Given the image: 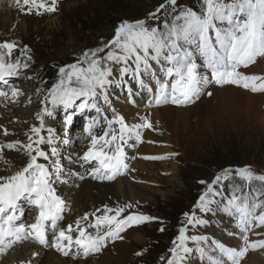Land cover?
<instances>
[{"label":"snow or ice","instance_id":"6c2138e0","mask_svg":"<svg viewBox=\"0 0 264 264\" xmlns=\"http://www.w3.org/2000/svg\"><path fill=\"white\" fill-rule=\"evenodd\" d=\"M12 3L22 14L38 17L54 14L60 6V0H12ZM199 3V9H193L178 0H165L144 18L120 21L110 40L83 50L75 62L59 66L56 81L41 101L44 106L36 116L39 126L30 129L28 142L0 144V152L19 147L27 157L23 166L12 174L0 175V254L21 241L31 240L40 246L55 248L64 256L87 257L100 252L108 241L123 239L121 233L127 228L159 219L130 212L135 205L127 203L115 207L104 205L102 214L93 213L94 222L85 226L78 219L75 236L71 225L67 228L61 225L66 203L56 185L68 183L67 177L72 175L84 179L83 174L73 173L71 169L66 171L61 159L60 145L70 143L67 126L72 124L73 117L83 115V130L90 138L87 150L78 160L82 167L88 165L87 174L99 181H111L127 171L126 146L134 148L141 142L142 129H154L146 116L140 117V122H127L128 117L110 98L113 90H125L126 103L134 105L135 95L139 94L134 93V87H138L149 94V107L169 103L188 105L205 93L211 97L214 93L207 89L213 84L242 87L253 94L264 93V75L241 71L255 64L258 58H264V0H199ZM17 47L15 41L0 43V84L10 89L13 98L19 91L10 86V78L19 77L22 70L31 67L32 61L27 45L21 50L26 61L20 57L13 59ZM113 65L119 66L118 71ZM0 96L7 98L9 91H0ZM101 101L111 111V118L104 114ZM61 108L63 136L55 128L46 127L44 119L55 118ZM92 111L96 115H91ZM100 124L106 127L98 135L93 130ZM45 130L47 137L42 135ZM4 135H8L7 129ZM230 178L236 183L226 194L223 188ZM254 184L259 188L253 187ZM26 212L35 213L33 222H26ZM217 212L234 220L241 241L239 247L227 246L207 235L188 234L189 226L210 227ZM183 216L186 223L172 241L166 264H190L194 252L206 264H241L249 250L264 249V238L250 239V233L264 236V232L254 231L264 228V174H257L247 166L235 169L234 177L232 169L223 170L207 184L192 211ZM88 219V214L82 218ZM159 230L165 231L164 227ZM38 255V252L32 253L33 258ZM135 255L140 256L142 252ZM21 264H32V261H21Z\"/></svg>","mask_w":264,"mask_h":264},{"label":"rangeland","instance_id":"374dc122","mask_svg":"<svg viewBox=\"0 0 264 264\" xmlns=\"http://www.w3.org/2000/svg\"><path fill=\"white\" fill-rule=\"evenodd\" d=\"M7 2L11 3L9 10L4 14H0V43L15 41L18 49L13 54V59L20 57L22 61H26V57L21 55V50L27 45L28 55L32 56V61L29 62L31 67L25 69L26 71L22 70V74L17 80H14L16 78H10V84L12 82L18 84L16 86L19 91L17 97H11L10 89L2 84L0 86V91H9L7 98L0 96V111H8L9 107L12 106L20 112L11 119H9L11 116L6 118L0 114V144L17 140L21 143L28 142L27 136L30 134V129L33 126H39L36 116L44 106L41 101L47 95V89L57 79L59 66L75 62L77 56L83 50L99 46L103 41L110 40L114 36L115 27L120 21L144 18L148 13L155 11L165 0H111V4L106 0H60L58 12L39 17L24 15L17 10L12 0ZM178 2L193 9H199L200 7L199 0H178ZM150 23L154 24L155 21H150ZM260 59L258 58V60ZM254 65L256 64L242 69L250 71V75H264V72L255 74ZM113 67L118 71V65H113ZM29 76L33 79H27ZM219 87L213 84L208 87L207 91L214 92ZM228 87L233 88L232 86ZM37 89H40V91H37ZM233 89L240 90L245 94L250 92L237 86H234ZM139 91L142 90L139 89ZM260 94L264 95V93ZM125 96V90L115 89L112 91L110 98L113 100L114 106H117L122 103ZM201 97H205V100L208 101L204 109L199 108L202 98L191 104L175 107L177 110L174 125L175 135L168 133L162 123L152 118L151 109L139 108L142 117L146 116L153 123L154 129H142L141 142L136 144L134 148L126 146V154L131 157V159H128L127 171L111 181H100V183L114 184L115 181H125L132 188V197L126 196L124 199H120L117 204H111L109 207L131 203L135 207L130 209V212L143 213L159 219L127 228L121 233L123 239L108 241L100 252L93 254L94 257L105 255L106 258H115V256L117 257L116 252H114L115 244H118L120 249L125 250L135 244L134 237L139 235L143 238L144 245L130 249L127 252L130 259L124 263L166 264L170 255L168 250L173 246L172 241L178 235L179 228L186 223L183 214L192 211L197 199L206 190L207 184L212 183L214 178L225 169H232L233 177L235 169L245 166L250 167L257 174H264V120L262 123L248 124L236 133L228 124L223 125L218 118L214 117L213 109L216 102L213 100V96L209 97L205 93ZM146 98L147 92L142 91V99L139 97L140 102ZM100 103L105 108L104 114L111 118V111L103 105V101ZM258 109L264 115V105L260 103ZM209 114H211V117ZM91 115H96L95 111H92ZM12 116L14 115L12 114ZM207 118L212 119L209 126ZM44 119L46 127H53L57 130L58 135H64V112L62 108L57 110L55 118L44 117ZM84 124L85 120L82 114L73 117L72 124L67 126L70 143L60 145V151L63 155L76 156L78 159V156L83 153L80 145L88 147L90 138L84 133ZM104 127L106 125L100 124L93 131L95 134L101 135ZM5 129L8 131L7 136L4 135ZM42 135L47 137V131H43ZM148 135L151 141L144 142ZM3 139L9 141L4 142ZM73 139L74 142L71 144ZM140 148H153L152 150L155 151L153 155H143L138 153ZM160 150H164V152ZM78 152H81V154L78 155ZM170 153H178L179 155L169 156ZM20 156L23 157L22 164H24L27 157L19 147L11 150L5 148L3 152H0V175H10L14 170L16 171L22 167L21 164L22 166L13 169V161L20 158ZM145 156H168V158L143 159ZM140 161L147 165L145 168L152 174L140 172L137 169L135 163ZM64 166L68 170L69 167ZM200 181H205V183L202 184ZM230 189L227 188V192ZM65 203L66 207L61 222L67 225H72L75 219L76 221L79 219L81 220V226H85L94 222L93 213L99 216L103 210L102 207L99 208L101 212H96V210L89 212V222H83L81 218L85 214L80 216L77 213L73 201H66ZM34 215V212H26V222H33ZM161 221H163V224ZM161 227H164L165 231L161 232L159 230ZM88 231L94 232L95 230L88 229ZM219 232H222L221 237L225 239L226 245L236 246L239 244L237 239L238 229L235 227V222L223 212H217L213 215L210 227L193 229L189 226L188 229L189 235H207L212 239L224 242L223 239L220 240L218 236L216 237ZM255 232H264V228H257ZM75 233L74 229V236L77 235ZM230 233L235 234L230 235ZM49 236H51V232H49ZM261 238H264V236H256L250 233V239L252 240ZM25 242L40 247L31 240L21 241L14 245L11 251L8 250L5 253V257L1 262L14 255L17 258L22 257L19 253L17 254L19 250L17 251L15 247L23 248ZM189 246L194 247L191 243ZM50 249L54 250L55 248L50 247ZM14 251L16 254H14ZM29 251L32 252L33 249ZM253 251L250 250L249 255L246 254L248 256L241 264H247V259L254 253ZM260 251L264 252V249ZM136 252H142V255L137 256L135 255ZM90 255L87 257L69 255L66 258L76 263V261H85L92 257ZM161 257L164 259H161ZM95 262L96 260L93 258L90 264ZM190 264H206V261H201L199 254L194 252L190 256Z\"/></svg>","mask_w":264,"mask_h":264},{"label":"bare ground","instance_id":"6f19581e","mask_svg":"<svg viewBox=\"0 0 264 264\" xmlns=\"http://www.w3.org/2000/svg\"><path fill=\"white\" fill-rule=\"evenodd\" d=\"M7 1L8 0H0V14H4L9 10V8L11 6V3H10L11 1L9 3ZM17 49H18V47L16 49H14L13 54L16 52ZM255 64L256 65H254V68H255L254 73L255 74L263 73L264 72V58H261ZM245 69H241V71H243L245 74H250V71H247ZM13 78H16L14 80L18 79V77H13ZM129 82L132 85H135L134 81H129ZM17 85L18 84L14 83V82H12L10 84V86L12 88H15V89L18 88V87H16ZM0 86H1V84H0ZM232 87L234 88V86H232ZM233 88L225 86V87H219V88L214 90L213 100L216 102V105L213 109L214 110V112H213L214 117L218 118L223 125L228 124L233 129V131L236 133L240 132L248 124L250 125L251 123H257V122L262 123V121L264 120V115L258 109V105L260 103L262 105H264V95H261L260 93H256V94L252 93L251 94L250 92L248 94H245V93L241 92L240 90L233 89ZM119 90H121V89H119ZM134 90H135L134 93H139V94L135 95L136 104L129 105L126 103V100L123 99L121 104L115 106L118 110H121L122 113L128 117L127 122L132 123V122L140 121L139 118L142 117V113L140 114L139 108H145V110L148 108V109L152 110V112H151L152 118L155 121L162 123L165 126L168 133L175 135L174 125L176 122V114H177V110L175 107H177V106L169 103V104H165V105H159V106L153 105V106L149 107L148 106L149 94L147 93V98L144 101L140 102L139 97H140V99H142V91H139L138 87H134ZM201 98H200L201 100H200L199 108L204 109L207 106L208 101L205 100V97H201ZM187 110H189V109H187ZM18 111L19 110H17L15 107L11 106V107H9L8 111H2V112L0 111V114L4 115L6 118L8 116H11L9 118V119H11V118H14L16 114L20 113ZM12 114L14 116H12ZM209 115L211 117V114H209ZM211 122H212V119L207 118L208 126ZM177 126H178V124H177ZM210 128H211V125H210ZM2 141L8 142L9 140L3 139ZM149 141H151V139H150V136L148 135L145 138L144 142H149ZM72 142H74V139L71 140V144H72ZM80 146H81V149H83V152L86 151L88 148L85 145L84 146L80 145ZM42 147H45V146H42ZM152 149L151 148H148V149H146V148L141 149L140 148L138 153L143 154V155H153L155 150L153 151ZM161 152H164V150H162ZM77 154L80 155L81 152H78ZM82 155H83V153L80 156H82ZM126 155H127L126 163H128V159H131V157L129 154H126ZM69 157L66 156L65 154L63 155L61 153V159H62L63 165L68 166L69 167L68 169H71V171L73 173L83 174L84 179L81 180L79 178V175H72V176L67 177V179L69 181L68 183L60 184V185L58 184V186H57L58 194H60L63 199L65 198V200L67 202L73 201L74 208L77 210V213L80 216H82L84 214H88L91 211L94 212V210H96L98 208H102L104 205L110 206L111 204H117L120 201V199H124V197H126V196H128V197L133 196L132 188L125 181H115L114 184H111V183L101 184L99 180H94L87 174V169L89 167L88 165H84L82 167L81 162L77 159L76 156L75 157L71 156L70 157V158H72L71 160L69 159ZM22 159H23V157L20 156V158H17L15 161H13V169H17L19 166L23 165ZM40 162L47 163L43 160H41ZM135 166H137V169H139L140 172L151 173V172L147 171V169L145 168V167H147V165L144 164V162H142V161L136 162ZM70 220H71V218H70ZM72 223H73L71 225L73 228L72 235L74 236V229L76 228V219ZM61 225L65 228H67V226L69 224L68 225L65 223L62 224V222H61ZM213 233H215V232H213ZM221 233L222 232H219L218 235H216V237L218 236V238L220 240L223 239L222 241H224L225 239L221 237ZM75 234H77V233H75ZM50 238H51V236H49V239ZM134 241H135V244L132 247L131 246L127 247V249H125V250H122V248L120 249V246L118 244H115L114 245V252H116V254H117V257L115 256V258H112V257L106 258L105 255L94 257V255L91 254L90 256H92V257L86 259L85 261H76V263L74 261L70 260L69 258H66V256L62 255L56 249L51 250L50 247L33 246V245L27 243L28 242L27 241L24 243V247L22 246L23 248L15 247V248H17L16 249L17 251L19 250V252H17V254L19 253V255L22 257L17 258L14 255L13 257L11 256L12 258L10 257L9 259H6L5 261L1 262L3 257H5L4 256L5 253L0 254V264H21V261H30V260L32 261V264H90V262H91V260H93V258H94V260H96V262L94 264H123L124 262H128L130 259L127 256V252L130 249H135V246L144 245L143 238L139 235H136L134 237ZM223 243H225V241ZM30 249H33V251L30 252L29 251ZM9 250L11 251V249H9ZM260 250L261 249H259V250L257 249V250L253 251L254 253H252L250 255L249 259H247L248 260L247 264H264V252H262ZM33 252L39 253V255L36 256L35 259H33V257H32ZM73 252H75V249H73ZM14 254H16V252Z\"/></svg>","mask_w":264,"mask_h":264},{"label":"trees","instance_id":"16d2710c","mask_svg":"<svg viewBox=\"0 0 264 264\" xmlns=\"http://www.w3.org/2000/svg\"><path fill=\"white\" fill-rule=\"evenodd\" d=\"M107 2H110V4L112 3L111 0H106ZM236 183L235 179H229L226 184H225V193L227 194V188H231L232 185ZM253 187L259 188L258 184H254ZM244 190H247V188H245Z\"/></svg>","mask_w":264,"mask_h":264}]
</instances>
